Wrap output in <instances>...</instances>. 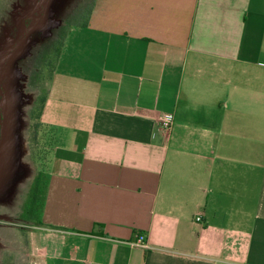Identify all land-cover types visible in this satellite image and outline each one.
<instances>
[{
    "label": "crops",
    "instance_id": "obj_1",
    "mask_svg": "<svg viewBox=\"0 0 264 264\" xmlns=\"http://www.w3.org/2000/svg\"><path fill=\"white\" fill-rule=\"evenodd\" d=\"M85 22L41 113V220L19 218L33 177L0 202V264H264V0H92Z\"/></svg>",
    "mask_w": 264,
    "mask_h": 264
},
{
    "label": "rangeland",
    "instance_id": "obj_2",
    "mask_svg": "<svg viewBox=\"0 0 264 264\" xmlns=\"http://www.w3.org/2000/svg\"><path fill=\"white\" fill-rule=\"evenodd\" d=\"M91 1L0 0V202L21 201L37 173L29 144L31 111L48 89L55 48L63 41L58 60ZM49 130L41 126L39 132L47 160L53 150Z\"/></svg>",
    "mask_w": 264,
    "mask_h": 264
},
{
    "label": "trees",
    "instance_id": "obj_3",
    "mask_svg": "<svg viewBox=\"0 0 264 264\" xmlns=\"http://www.w3.org/2000/svg\"><path fill=\"white\" fill-rule=\"evenodd\" d=\"M86 17L82 23L76 25H85ZM63 41L59 42V48H55V60L51 63V75L55 67V62L59 55L60 46ZM51 61V60H50ZM49 62L46 64L47 66ZM46 67V66H45ZM50 75V78H51ZM47 96V90L44 96L40 98L39 105L34 110L31 111V124L29 128V144L31 145V156L34 162H36L38 169L34 176L32 183L27 192L25 202L19 212V218L24 220H29L33 222H40L41 214L44 207L45 195L49 183V173L47 170V159L45 157L46 151L48 150L46 146L42 145L40 142L42 140L39 134L41 126H44L49 130L51 134L52 144H54V129L51 125L40 120L41 113L44 107V103ZM45 135V131L42 132ZM41 144V145H40Z\"/></svg>",
    "mask_w": 264,
    "mask_h": 264
},
{
    "label": "built area",
    "instance_id": "obj_4",
    "mask_svg": "<svg viewBox=\"0 0 264 264\" xmlns=\"http://www.w3.org/2000/svg\"><path fill=\"white\" fill-rule=\"evenodd\" d=\"M172 120H173V115L171 113H166V114H163L162 117H161V122H162V125L164 128H168L171 123H172ZM197 219H200V217H196ZM145 238H144V235L143 234H139L137 236V239L135 240V245H138V246H141V247H146L147 244L146 242L144 241Z\"/></svg>",
    "mask_w": 264,
    "mask_h": 264
}]
</instances>
